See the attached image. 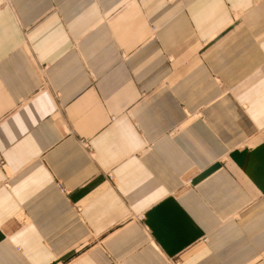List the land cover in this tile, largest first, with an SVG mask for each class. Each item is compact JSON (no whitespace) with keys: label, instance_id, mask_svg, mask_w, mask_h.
Returning <instances> with one entry per match:
<instances>
[{"label":"crops","instance_id":"0c3cea01","mask_svg":"<svg viewBox=\"0 0 264 264\" xmlns=\"http://www.w3.org/2000/svg\"><path fill=\"white\" fill-rule=\"evenodd\" d=\"M0 264H264V0H0Z\"/></svg>","mask_w":264,"mask_h":264}]
</instances>
